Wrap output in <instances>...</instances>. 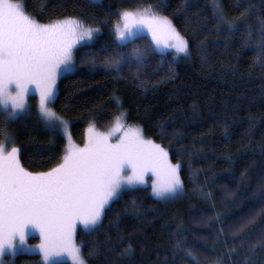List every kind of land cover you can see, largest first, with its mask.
Here are the masks:
<instances>
[{"label": "trees", "instance_id": "obj_1", "mask_svg": "<svg viewBox=\"0 0 264 264\" xmlns=\"http://www.w3.org/2000/svg\"><path fill=\"white\" fill-rule=\"evenodd\" d=\"M15 1L39 22L76 17L100 29L74 51L75 72L60 78L52 103L75 140L82 142L90 124L105 127L124 112L127 123L140 126L181 165L183 187L175 198L158 199L149 185H138L110 205L92 235L76 228L86 257L98 248L87 264H187L190 258L175 251L177 239L199 264H244L246 258L264 264V250H251L264 239V0H251V14L243 16L249 0H219L224 20L238 25L231 35L217 31L214 0H186V6L185 0ZM148 6L166 16L189 47L179 59L150 51L137 80L135 67L119 73L105 67L102 50L114 47L111 29L121 11ZM150 44L143 34L123 50ZM84 53L96 54L94 68L82 61ZM29 108L6 126L7 134L22 149L21 165L45 172L60 162L64 139L45 128L35 104ZM129 244L131 257H122ZM10 264L43 260L17 253Z\"/></svg>", "mask_w": 264, "mask_h": 264}, {"label": "snow or ice", "instance_id": "obj_2", "mask_svg": "<svg viewBox=\"0 0 264 264\" xmlns=\"http://www.w3.org/2000/svg\"><path fill=\"white\" fill-rule=\"evenodd\" d=\"M251 8L249 0L241 15L251 14ZM213 18L218 32L223 28L231 35L238 30L237 24L224 20L219 0H214ZM99 32V28L71 17L41 24L25 14L22 2L0 0V136L4 137L0 140V264L6 254H16L17 241L20 246L26 244L29 230L39 233L37 247L43 264H58L65 256L71 264H87L98 254V248L85 256L75 241L78 224L92 235L101 227L110 205L125 190L143 185L149 172L155 177L154 197L169 200L182 191L181 165L170 163L169 152L145 139L142 129L125 128L127 113L115 116V127L107 134L90 124L82 148L72 143L69 135L60 162L45 172L27 171L20 162L22 149L12 146L8 150L7 145L15 144V140L8 136L6 126L30 111L27 98L33 88L39 95L38 115L45 128L51 132L61 126L66 129L65 121L49 107L56 97L57 80L62 74L75 72L74 51L78 45L87 46ZM145 32L151 37L148 47L133 48L130 53L123 50ZM111 33L114 47L102 50L107 53L103 64L117 73L125 65L129 71L135 67L137 80L150 51L163 56L165 50L172 49L177 58L188 52L185 38L152 6L121 11ZM82 61L94 68L96 54L84 53ZM116 103L119 106V101ZM115 133L119 138L113 143ZM257 247L264 250V239L253 244L251 250ZM175 251L182 253V258H190L187 264H199L197 256L179 239ZM234 252L231 249L228 255ZM131 255L129 244L121 256ZM216 264L222 261L218 259ZM244 264H249L247 258Z\"/></svg>", "mask_w": 264, "mask_h": 264}, {"label": "rangeland", "instance_id": "obj_3", "mask_svg": "<svg viewBox=\"0 0 264 264\" xmlns=\"http://www.w3.org/2000/svg\"><path fill=\"white\" fill-rule=\"evenodd\" d=\"M94 1H101V0H94ZM13 2H19V1H15L13 0ZM26 15H28L30 18L34 19L32 16H30L29 14H27L25 12ZM160 15V14H158ZM160 16H163V15H160ZM166 17V16H164ZM71 18H76V17H71ZM65 18H60V19H54V20H51V21H48V22H39L37 21L38 23H41V24H49V23H53V22H56L58 20H63ZM76 19H79V18H76ZM35 20V19H34ZM80 20V19H79ZM86 26V25H85ZM144 35H146L150 40H151V37L148 36L146 34V32L144 33ZM80 46V45H79ZM78 47V46H77ZM154 47V46H153ZM166 53L170 54L174 59H179L181 58L182 56L186 55V54H179V58H177V54L174 52V50L172 49H168V50H165ZM73 62H74V66H76L75 64V61H74V55H73ZM66 74H62L60 76V78L62 76H64ZM60 78L57 80V86H56V94H57V89H58V84H59V80ZM27 103H28V106L31 105V104H35L36 106V109L38 110V106H39V95L38 93L35 92V89L33 88V91L29 94L28 98H27ZM53 103V102H52ZM52 103L49 104V107L54 111L53 109V106H52ZM55 112V111H54ZM121 113H124V112H119L118 115H120ZM58 115V114H57ZM59 116V115H58ZM63 121H65L66 123V129L64 126H61L60 129H59V133L62 134V137L64 139V151L65 149L67 148V145H68V136L70 135L71 137V140H72V143H74L75 145H77L78 147H84L85 145V142H86V135H87V129L89 128V126H87L85 129H84V133H83V137H82V142H78L77 140H75L72 136V133H71V130H70V123L68 120L60 117ZM115 127V118L108 124L106 125L105 127H98L95 125V128H96V131L100 132V133H109V132H112L113 131V128ZM124 127L125 128H128V127H133V128H140V126L136 125V124H131V123H127L126 121H124ZM9 137L12 138V136H10L8 134ZM143 136L145 139H150L148 138L147 136L144 135L143 133ZM119 138V133H115L114 134V138L112 140L113 143L116 142V140ZM2 139H4V137H2ZM0 139V140H2ZM151 140V139H150ZM153 141V140H152ZM14 146V144H8L7 147H8V150L11 149V147ZM16 147V146H15ZM63 151V152H64ZM64 155V153H63ZM170 161V160H169ZM170 163H172L170 161ZM172 164H176V163H172ZM155 179V177L152 176L151 172L147 173L146 176H145V183L143 185H149L150 187V191H151V194H152V183H153V180ZM78 226H81V225H77ZM41 240H40V236H39V233L38 231L36 230H29L28 232V235H27V238H26V244L23 245V246H20L19 245V242L17 241V245H18V250L16 252L17 253H38L39 254V249H38V245L40 244ZM15 254V255H16ZM15 255H9V254H6L3 258H2V264H10V261L11 259L15 256ZM40 255V254H39ZM41 256V255H40ZM42 258V257H41ZM43 260V258H42ZM60 260H63V261H67L69 264H71V261L65 256V257H61Z\"/></svg>", "mask_w": 264, "mask_h": 264}]
</instances>
